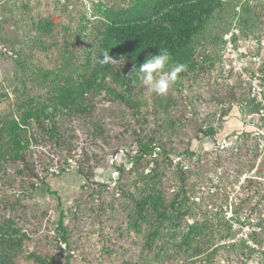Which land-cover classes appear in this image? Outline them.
I'll list each match as a JSON object with an SVG mask.
<instances>
[{
	"label": "rangeland",
	"instance_id": "374dc122",
	"mask_svg": "<svg viewBox=\"0 0 264 264\" xmlns=\"http://www.w3.org/2000/svg\"><path fill=\"white\" fill-rule=\"evenodd\" d=\"M99 1L0 0L1 121L17 116L24 102L45 101L54 86L49 79L56 72L75 77L81 70L87 54L96 49V36L103 29L104 20L95 10ZM245 1L264 9V0ZM241 11L240 6H231L228 16L223 13L225 16L215 18L209 27L212 34H221L229 25L235 28ZM260 15L258 27L264 35V10ZM199 41L207 45L206 35H200ZM258 53L264 64V45ZM247 69L255 75L253 84L240 76L217 72L220 68L216 66L207 69L191 86H171L165 95L149 92L144 86L141 117L118 101L102 99L101 111L114 113V118L125 113V118H116L114 123V119L84 123L69 118L67 133L74 156L69 166L66 153L42 128L30 124L28 133H23L31 140L25 158L0 169V216L11 218L29 236L28 251L51 255L55 264H264V247L249 241L251 231L258 229V215L264 216V109L259 115L241 117L236 107L243 103L246 110L244 99L249 96L256 97L264 107V73L256 64ZM168 95L175 105L164 113L158 103L160 97ZM231 106L235 108L229 110ZM223 111L229 114L220 120ZM169 119L173 121L171 129L165 127ZM209 125L219 134L196 140L201 129ZM244 131L250 133L232 136ZM140 140L152 146L162 144L176 155L175 159L160 158L155 149L152 156L136 158L137 163L133 157H137ZM83 157L89 181L75 170L48 179L51 191L58 193L69 214L65 225L72 252L68 256V247L57 231L59 201L48 195L44 186L35 191L33 185L40 187L46 175L59 173L60 169H78L76 163ZM154 169L161 179L159 189L166 203L181 193L188 203L189 224L206 220L213 223L211 241L192 242L195 249L200 247V256L190 260L185 257L180 245L185 232L182 220L179 234L175 236L167 222L154 243L149 240L158 226L154 217L150 222H140L141 232L128 228L134 216V201L152 184V179L146 177ZM250 189L257 191L251 198ZM245 219L252 226L236 222L247 223ZM225 222L231 226L229 234L221 225ZM243 243L255 247V252L241 248Z\"/></svg>",
	"mask_w": 264,
	"mask_h": 264
},
{
	"label": "trees",
	"instance_id": "16d2710c",
	"mask_svg": "<svg viewBox=\"0 0 264 264\" xmlns=\"http://www.w3.org/2000/svg\"><path fill=\"white\" fill-rule=\"evenodd\" d=\"M231 6H240L242 10L241 16L235 21L241 37L246 39L249 35L253 36L260 48L264 35L258 24L262 18L260 13L264 9H259L258 5H250L247 1L243 3L242 0H112V3L107 5L100 0L96 4L95 10L101 14L104 20L103 29L99 30V35L96 36L97 40L99 39L97 47H94L96 49L87 54L81 70L75 73V77L66 76L60 71L56 72L49 79L52 80L54 86L45 101L34 104V99H32L29 102H24L19 106L17 116L9 121L0 120V169L25 158L26 152L31 146V140L24 138L23 133H28L30 124L34 123L42 128L54 145L66 153L65 162L69 166V160H73L74 157L71 156L72 143L67 133L69 118L84 120V123L96 122L98 118L114 119L113 123L116 118L123 121L125 113L123 117L114 118L116 116L114 113L108 114L104 110H100L99 103L105 98H108L111 103L118 101L135 114L143 116L144 99L140 98V95L144 85L137 77L130 75H132L133 69L143 64L148 56L158 54L159 49H167L171 53L173 63H183L188 66L187 71L180 73L172 85L176 89L183 86L184 83L191 86L190 83L202 79L201 77L207 73V69H214L216 66L220 68L217 72H226L232 75V70L228 68L226 71L224 70L226 62L223 58L225 45L223 35L229 32L232 26L225 27L219 35L215 32L212 34V28L209 29L210 26H213L211 25L212 21L226 13ZM252 16L255 18L254 20H251ZM230 19L232 17L228 18V20ZM85 21L87 24L90 22ZM202 34L207 37V45L199 41V36ZM102 50H108L110 56L117 61L123 58V65L119 68L113 65H100L95 57H99ZM263 65L262 61L259 67L262 73H264ZM244 103L246 110L243 109L245 106L243 103L240 107L236 105L241 117L259 115L264 109L262 102H258L256 97H245ZM158 104L164 113H169L175 105V100L168 95L160 97ZM233 108L235 106H231L229 110H233ZM228 114L229 111H223L220 120L225 119ZM168 122L165 127L171 129L173 121L169 119ZM254 126L259 128L255 124ZM262 128L264 130L263 125ZM249 133L248 131L235 132L232 136L243 137ZM218 134L217 129L209 125L205 129H201L200 136L196 137V140L216 137ZM153 142L154 139H151L150 143ZM155 149H158L160 158L167 161H172L176 157L162 144L152 146V144L143 143L140 140L138 141L137 157H133V159L152 156ZM136 161L139 163L138 159ZM85 162L86 158L83 157L76 163L79 166L78 169H60L59 173L46 175L40 181V187L33 185L35 191L44 186L47 194L55 196L59 201L60 215L56 221L57 231L60 233L61 242L68 247V256H71L72 252L68 238L69 232L65 225L69 214L62 207L58 193L51 191L48 179L51 176L57 178L70 173V170H75V173L81 178L89 181L90 173L83 169ZM118 171L123 173L121 168H118ZM151 173L152 175L146 178L152 179L153 182L143 189L140 199H135L134 216L128 223V228L141 232L140 222H150V218L154 217L158 226L149 238L151 243H154L160 236L162 228H167L165 225L167 222L173 228L174 235L179 234L180 221L182 220L185 232L180 245L186 253L185 257L190 260L197 254L200 256L202 254L200 247L195 249L192 247V242L211 241L213 223L206 220L202 223L189 224L187 221L189 207L186 198L180 193L170 203H166L162 191L159 189L161 181V179L158 180L159 174L155 169ZM249 182L256 183L252 180ZM255 194H257L256 189H250L249 197L251 198ZM236 222H241L242 226L247 224L252 226L250 221L245 223L237 220ZM221 225L228 234L231 233V226L227 222L221 223ZM255 226L258 229L251 231L249 241L257 243L262 248L264 247V216L258 215ZM27 241H29V236L22 233L20 227L11 218L0 216V264L56 263L51 255L28 251L26 249ZM233 247L237 249L236 245ZM241 248L248 249L252 253L255 252V247H250L246 243H243ZM66 264H70V262L67 261Z\"/></svg>",
	"mask_w": 264,
	"mask_h": 264
},
{
	"label": "clouds",
	"instance_id": "9594fccd",
	"mask_svg": "<svg viewBox=\"0 0 264 264\" xmlns=\"http://www.w3.org/2000/svg\"><path fill=\"white\" fill-rule=\"evenodd\" d=\"M100 65H113L119 68L124 59L110 56L108 50H102L99 57H95ZM188 66L183 63H173L171 53L167 49H159L156 55H150L138 68L133 69L130 76L137 77L149 92L165 95L168 89L176 82L180 73L187 71Z\"/></svg>",
	"mask_w": 264,
	"mask_h": 264
},
{
	"label": "built area",
	"instance_id": "2783aa9c",
	"mask_svg": "<svg viewBox=\"0 0 264 264\" xmlns=\"http://www.w3.org/2000/svg\"><path fill=\"white\" fill-rule=\"evenodd\" d=\"M225 41L223 49V58L227 68L232 70L234 75L240 76L244 81L253 84L256 80L255 75L248 71V66L252 64L259 65L262 62L260 55L257 53L259 45L256 39L249 35L246 39L241 37L238 27L232 28L223 35ZM264 45V39L261 46ZM259 76V71L256 72ZM263 92L264 90L261 89Z\"/></svg>",
	"mask_w": 264,
	"mask_h": 264
}]
</instances>
